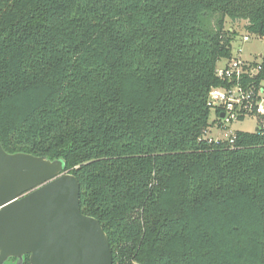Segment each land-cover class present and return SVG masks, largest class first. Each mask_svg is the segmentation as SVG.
I'll use <instances>...</instances> for the list:
<instances>
[{
  "label": "trees",
  "instance_id": "16d2710c",
  "mask_svg": "<svg viewBox=\"0 0 264 264\" xmlns=\"http://www.w3.org/2000/svg\"><path fill=\"white\" fill-rule=\"evenodd\" d=\"M226 20L264 0H0L1 146L64 162L112 264H264V116L203 137Z\"/></svg>",
  "mask_w": 264,
  "mask_h": 264
},
{
  "label": "water",
  "instance_id": "95a60500",
  "mask_svg": "<svg viewBox=\"0 0 264 264\" xmlns=\"http://www.w3.org/2000/svg\"><path fill=\"white\" fill-rule=\"evenodd\" d=\"M22 255L30 264H112L108 238L81 213L64 162L9 154L0 143V264Z\"/></svg>",
  "mask_w": 264,
  "mask_h": 264
},
{
  "label": "built area",
  "instance_id": "2783aa9c",
  "mask_svg": "<svg viewBox=\"0 0 264 264\" xmlns=\"http://www.w3.org/2000/svg\"><path fill=\"white\" fill-rule=\"evenodd\" d=\"M241 41L248 42V38L242 36ZM259 71V65L237 56L223 60V65L217 67L216 77L232 85L229 88H214L208 93V107L214 112L213 122L217 128L224 129L239 122L240 118L264 116V81L255 84ZM222 140L231 142V138Z\"/></svg>",
  "mask_w": 264,
  "mask_h": 264
},
{
  "label": "rangeland",
  "instance_id": "374dc122",
  "mask_svg": "<svg viewBox=\"0 0 264 264\" xmlns=\"http://www.w3.org/2000/svg\"><path fill=\"white\" fill-rule=\"evenodd\" d=\"M246 22L241 21L239 24H230L228 20L225 23V29L233 30L234 33H237L235 41L232 43V54L233 57L237 56L242 60L251 63H259L260 55L262 54L264 48V37H259L255 34L248 33L244 30ZM242 36L248 38V42H242ZM223 61L218 63L217 67H221ZM214 112L210 110L209 122H213ZM257 127V118L256 117H247L242 122H235L232 125L221 129L217 128L215 124L205 132L203 135L204 138L212 139H227L231 138L234 134V131H241L247 133H253ZM226 135V138L224 137Z\"/></svg>",
  "mask_w": 264,
  "mask_h": 264
},
{
  "label": "flooded vegetation",
  "instance_id": "af4514ba",
  "mask_svg": "<svg viewBox=\"0 0 264 264\" xmlns=\"http://www.w3.org/2000/svg\"><path fill=\"white\" fill-rule=\"evenodd\" d=\"M1 264H30L29 255H22L20 259L10 257L3 261Z\"/></svg>",
  "mask_w": 264,
  "mask_h": 264
},
{
  "label": "crops",
  "instance_id": "0c3cea01",
  "mask_svg": "<svg viewBox=\"0 0 264 264\" xmlns=\"http://www.w3.org/2000/svg\"><path fill=\"white\" fill-rule=\"evenodd\" d=\"M233 55V54H232Z\"/></svg>",
  "mask_w": 264,
  "mask_h": 264
}]
</instances>
